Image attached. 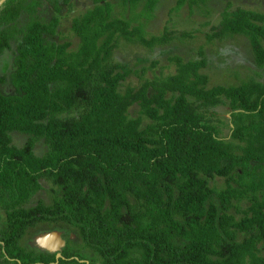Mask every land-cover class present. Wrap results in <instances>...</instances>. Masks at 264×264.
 I'll return each instance as SVG.
<instances>
[{"label":"trees","instance_id":"16d2710c","mask_svg":"<svg viewBox=\"0 0 264 264\" xmlns=\"http://www.w3.org/2000/svg\"><path fill=\"white\" fill-rule=\"evenodd\" d=\"M110 1L92 0L73 19L76 48L51 39L58 18L36 15L46 5L59 13L72 0L0 6V56H14L13 93L0 90L2 264H264V80L209 87L203 51L173 58L168 74L123 71L113 59L120 40L153 51L176 38L167 28L146 31L157 0L139 13V0H123L128 19L114 18ZM229 6L208 39L247 38L260 76L264 13ZM132 74L139 85L122 92ZM218 107L230 111L229 141ZM16 133L26 137L22 146ZM218 178L219 188L211 185ZM44 183L49 204L35 202ZM53 231L66 234L59 260L24 245L31 232Z\"/></svg>","mask_w":264,"mask_h":264},{"label":"rangeland","instance_id":"374dc122","mask_svg":"<svg viewBox=\"0 0 264 264\" xmlns=\"http://www.w3.org/2000/svg\"><path fill=\"white\" fill-rule=\"evenodd\" d=\"M190 5L189 1L177 9L178 0H157L152 12V18L145 21L146 31L152 35H161L165 28L174 32V39L171 44L162 47H156L153 51L147 48L131 45L123 40L117 43L113 52L115 62L124 66L123 71L141 70L144 67L151 68L147 77H152L153 73L159 74L161 71L168 74L175 71L173 58L180 57L185 61L200 58V51H203L207 57L208 64L203 73L210 78L209 87L217 85L237 86L249 77L256 80H264V74L258 76L261 70L254 62L252 50L249 41L244 36H231L221 40L210 41L208 36L213 33L214 27L221 21L223 11L229 6V11L237 8H244L264 13V0H207L206 3H195ZM4 0H0V3ZM113 5V17L128 19L130 9L123 0H111ZM147 0H139L136 12H141ZM94 5L92 0H72L71 4L64 6L62 11L57 13L49 5L44 6L36 14L42 21L49 22L53 18H58V35L51 39L58 42H70L72 47L76 48L78 38L72 31L73 19ZM28 15H24L22 21L27 20ZM191 34V37H183L184 34ZM13 51H8L0 57V76H4L6 82L0 84V89L5 94H12L9 75L13 69ZM140 83L138 76L132 74L121 86V91L128 86L137 87ZM219 119L222 128V137L229 141L231 135L230 111L227 107H218L213 111ZM130 115L135 118L139 115L138 105L130 109ZM14 144L22 146L26 137L14 134ZM40 143L36 154H43L46 147ZM42 156V155H39ZM219 188L223 186L224 179L218 178L211 182ZM44 190L35 197L45 203H51L49 185L43 184ZM35 232H31L24 245L28 243L35 244ZM76 239V235H74Z\"/></svg>","mask_w":264,"mask_h":264},{"label":"water","instance_id":"95a60500","mask_svg":"<svg viewBox=\"0 0 264 264\" xmlns=\"http://www.w3.org/2000/svg\"><path fill=\"white\" fill-rule=\"evenodd\" d=\"M72 238H74V235H72ZM64 244L65 241L62 238V233L60 231H53L37 236L33 246L54 253L60 252ZM58 257H60L59 253L57 254Z\"/></svg>","mask_w":264,"mask_h":264},{"label":"flooded vegetation","instance_id":"af4514ba","mask_svg":"<svg viewBox=\"0 0 264 264\" xmlns=\"http://www.w3.org/2000/svg\"><path fill=\"white\" fill-rule=\"evenodd\" d=\"M5 1V0H4ZM3 3V2H2ZM2 3H0V6H1V4ZM1 57V56H0ZM1 90V89H0ZM2 91V90H1ZM3 92V91H2ZM61 233H62V238H63V240L65 241V244H64V246L62 247V249L65 247V245H66V243H67V239H66V234L63 232V231H60ZM72 235H74V234H70L69 235V238L70 239H74V238H72ZM62 249L60 250V252H54V253H59L60 254V257H58L57 258V255H56V258L59 260L61 257H62V255H61V251H62ZM49 252V251H48ZM52 253V252H51ZM0 254H1V250H0ZM1 256V255H0ZM3 263V258H0V264H2Z\"/></svg>","mask_w":264,"mask_h":264}]
</instances>
